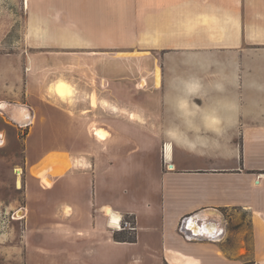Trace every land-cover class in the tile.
<instances>
[{
  "label": "crops",
  "instance_id": "obj_1",
  "mask_svg": "<svg viewBox=\"0 0 264 264\" xmlns=\"http://www.w3.org/2000/svg\"><path fill=\"white\" fill-rule=\"evenodd\" d=\"M175 8L192 37L129 68L137 97L99 71L78 99L32 94L26 264H264V0Z\"/></svg>",
  "mask_w": 264,
  "mask_h": 264
},
{
  "label": "rangeland",
  "instance_id": "obj_2",
  "mask_svg": "<svg viewBox=\"0 0 264 264\" xmlns=\"http://www.w3.org/2000/svg\"><path fill=\"white\" fill-rule=\"evenodd\" d=\"M180 2L191 0H0V103L14 104L0 110V264H26L37 232V214L24 193L30 177L25 152L30 122L15 117L16 106L31 115L29 102L38 90L54 102L63 103L68 95L78 99L97 71L104 73L99 76L103 82L119 83L125 89L120 94L137 97L145 76L129 68H141L147 57L158 70L178 40L192 37L188 31L195 27L185 25L186 13L175 8ZM81 54L102 59L100 66L80 65ZM31 57L38 60L36 69L29 65ZM243 238L247 241L248 234Z\"/></svg>",
  "mask_w": 264,
  "mask_h": 264
},
{
  "label": "bare ground",
  "instance_id": "obj_3",
  "mask_svg": "<svg viewBox=\"0 0 264 264\" xmlns=\"http://www.w3.org/2000/svg\"><path fill=\"white\" fill-rule=\"evenodd\" d=\"M196 20H198V19H196ZM14 106V104L13 105H9V106H6V103L5 102H3V103H0V110H1V108L3 109V110H5L6 108H12ZM27 108L26 107H19V106H16V108H15V110H14V115H15V117L18 119V120H20V121H23V122H30L31 121V115H30V113L26 110ZM3 110H2V112H3ZM13 115V116H14ZM9 116V115H8ZM10 119V118H9ZM16 123V122H15ZM27 124V123H26ZM20 125V124H19ZM16 172H17V174H18V178H17V188H19L20 186H21V182H20V179H19V174H20V169H17L16 170ZM108 213H110V212H108ZM19 214V213H18ZM116 218L118 217V216H115Z\"/></svg>",
  "mask_w": 264,
  "mask_h": 264
},
{
  "label": "built area",
  "instance_id": "obj_4",
  "mask_svg": "<svg viewBox=\"0 0 264 264\" xmlns=\"http://www.w3.org/2000/svg\"><path fill=\"white\" fill-rule=\"evenodd\" d=\"M123 226L130 227L131 229H133V227H131L130 223H128V222H123Z\"/></svg>",
  "mask_w": 264,
  "mask_h": 264
},
{
  "label": "water",
  "instance_id": "obj_5",
  "mask_svg": "<svg viewBox=\"0 0 264 264\" xmlns=\"http://www.w3.org/2000/svg\"><path fill=\"white\" fill-rule=\"evenodd\" d=\"M5 103H6V106L13 105L12 103H8V102H5ZM1 110L3 109L1 108Z\"/></svg>",
  "mask_w": 264,
  "mask_h": 264
}]
</instances>
